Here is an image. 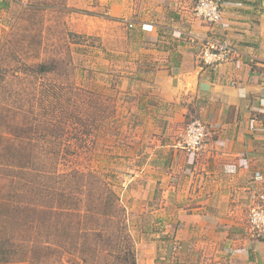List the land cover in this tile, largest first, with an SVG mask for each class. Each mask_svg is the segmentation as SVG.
<instances>
[{"label":"rangeland","instance_id":"obj_1","mask_svg":"<svg viewBox=\"0 0 264 264\" xmlns=\"http://www.w3.org/2000/svg\"><path fill=\"white\" fill-rule=\"evenodd\" d=\"M3 1L0 239L19 252L0 262L130 264L138 247L165 240L180 207H206L214 191L179 154L196 115L160 98L152 73L184 42L189 23L231 42L229 31L243 29L231 17L259 25L264 0H220L223 17L213 25L196 17L198 0ZM39 63L50 71L35 72ZM24 166L33 180L21 187ZM89 187L116 197L101 236L89 229H99L92 219L106 197H90ZM57 188L68 197L54 196ZM26 248L33 256H22ZM40 248L46 257L37 261Z\"/></svg>","mask_w":264,"mask_h":264},{"label":"crops","instance_id":"obj_2","mask_svg":"<svg viewBox=\"0 0 264 264\" xmlns=\"http://www.w3.org/2000/svg\"><path fill=\"white\" fill-rule=\"evenodd\" d=\"M252 2L246 7H255ZM235 17L230 22L243 28L229 31L236 61L202 65L186 35L204 39L213 32L196 21L185 26L184 42L161 57L165 64L152 73L160 98L186 104L207 127L201 147L179 154L187 171L210 178L214 191L206 207H180L165 240L138 247L135 264H264V236L252 237L245 217L251 196L264 194V21L257 25L245 14Z\"/></svg>","mask_w":264,"mask_h":264},{"label":"built area","instance_id":"obj_3","mask_svg":"<svg viewBox=\"0 0 264 264\" xmlns=\"http://www.w3.org/2000/svg\"><path fill=\"white\" fill-rule=\"evenodd\" d=\"M220 0H198L194 7L196 17L208 25L220 23L222 20ZM187 41L198 50L197 60L204 66L219 67L224 63L236 61L238 50L229 40L216 41L212 38L189 34ZM208 129L198 119L192 120L186 127L183 136V147L198 149L204 143ZM255 179H261L259 172L253 174ZM246 207V223L249 234L254 238L264 236V194H254Z\"/></svg>","mask_w":264,"mask_h":264},{"label":"trees","instance_id":"obj_4","mask_svg":"<svg viewBox=\"0 0 264 264\" xmlns=\"http://www.w3.org/2000/svg\"><path fill=\"white\" fill-rule=\"evenodd\" d=\"M3 6H7V3L6 1H3ZM30 9H33V10H36L37 7L36 6H29ZM35 72L37 73H45V72H49L50 71V66L46 63H39L36 68L34 69ZM21 156L25 159L28 158V156L26 154H21ZM30 160V159H29ZM22 170V171H21ZM26 167L24 166L23 168L22 167H19V171L22 172V174L24 175V177H22L21 179L23 180V182H20L19 185H21V187H26L28 184H30V182H32L33 178L29 179L27 178L28 177H32L30 176V174H28V171H26ZM32 168H30L29 171H31ZM77 172V171H75ZM78 173V172H77ZM58 175V173H57ZM48 177V176H47ZM20 179V178H19ZM20 179V180H21ZM102 181V180H101ZM94 187H89L88 190H86V194L88 193V195L91 197L93 196V194H96V195H99V196H103V197H106V199H103L102 197H100V199H102V203L99 207V214L104 216L105 219L104 221L101 220L102 216H99L98 213H94L93 215V219L96 223V226H99V229L97 227H92L91 229L89 230H93V231H96L95 233L98 234L99 236H101V229H103V226L102 223H105L109 220H106L107 217H109V219L111 218V212H110V206H113L115 205V201H116V197L114 196V191L108 187V189H101L103 191H99L100 189H96L95 191H93ZM82 190V189H81ZM80 190V191H81ZM54 196L58 197V198H61L62 196H67L68 197V194H67V191H65L64 188H57V190H53L51 192ZM20 194V193H19ZM23 197H26V196H23ZM57 208H59L58 210H65L67 207H64V206H58ZM61 208H64V209H61ZM92 209V207H89L88 208V211H90ZM99 216V217H98ZM43 248H40L39 249V253L36 251V254L34 255L35 256V260L39 261L41 258H44L46 257V254H44L42 251ZM18 249H16L14 247V245L9 241L8 238H1L0 239V261H6L8 260V257H12L13 255H16L18 253ZM35 250L33 249H30L27 251V248L22 250V256H27V255H30V256H33ZM25 258H30V257H25ZM118 260L121 261V262H126V257L123 256L121 257H118ZM132 262L130 264H135V261L131 260ZM127 264V263H126Z\"/></svg>","mask_w":264,"mask_h":264}]
</instances>
